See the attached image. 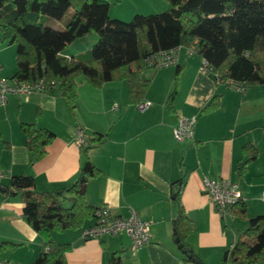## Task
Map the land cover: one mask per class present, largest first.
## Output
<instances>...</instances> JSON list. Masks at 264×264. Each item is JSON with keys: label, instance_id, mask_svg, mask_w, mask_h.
<instances>
[{"label": "crops", "instance_id": "obj_1", "mask_svg": "<svg viewBox=\"0 0 264 264\" xmlns=\"http://www.w3.org/2000/svg\"><path fill=\"white\" fill-rule=\"evenodd\" d=\"M153 1L154 8L161 7ZM148 10L160 12L152 7ZM137 12L134 8L131 14ZM2 45L1 73L12 76L14 55V66L9 68L3 55L9 50ZM73 52L65 56L81 51ZM6 67L10 75L5 74ZM140 76L149 80L144 100L152 103L144 111L127 102L126 81L96 88L79 79L73 109L64 98L46 91L10 96L0 103V261L34 264L43 242L22 219L20 196L5 193L11 177L32 176L38 191H56L72 184L83 163L76 143L77 126L83 128L84 139L106 134L101 145L87 152L100 173L85 182V200L94 207H107L114 216L136 212L149 224V240L134 251L124 233L86 239L81 231L93 223L87 220L81 229L49 233L51 241L70 244L66 264H105L111 253L120 250L125 264H189L175 242L177 206L172 190L180 191L181 205L191 222L185 241L203 264H221L224 250L245 230L247 220L264 214V84L247 86L241 92L228 82L220 83L201 69L198 56L183 48L174 64L148 68ZM216 95H220L217 108L201 111ZM179 117L195 118L192 136L182 142L172 135ZM22 123L54 133L43 157L31 164ZM246 143L255 145L259 153L243 176L237 177L235 166L245 159L242 147ZM204 177L238 182L246 209L244 220L235 223L239 218L218 215L202 191Z\"/></svg>", "mask_w": 264, "mask_h": 264}, {"label": "trees", "instance_id": "obj_2", "mask_svg": "<svg viewBox=\"0 0 264 264\" xmlns=\"http://www.w3.org/2000/svg\"><path fill=\"white\" fill-rule=\"evenodd\" d=\"M168 3L163 12L135 14L125 22L109 17L110 4L106 0H0V44L16 46L12 77L28 83L42 80L47 89L44 91L64 98L70 109L74 108L79 79L96 88L106 82L126 81L127 102L137 105L144 100L149 85V80L140 76L149 68L148 58L175 47L188 49L205 60L209 74L220 83L233 81L246 87L264 84V0ZM66 14L69 16L62 29L44 24L46 17L60 20ZM90 33L97 37L90 49L72 56L61 54L76 40L85 43ZM178 73L177 69L175 77ZM174 93L175 90L169 95L167 107ZM219 100L220 95L214 96L201 111L217 108ZM20 128L30 164L40 160L54 133L28 123H22ZM105 139L106 134L99 133L84 139L79 146L83 155L79 175L65 188L38 191L32 176L11 177L5 193L20 196L22 219L43 240L34 264H66L70 244L51 241L49 233L78 230L93 219L99 207L85 200L83 189L85 182L100 171L90 163L87 152ZM242 149L245 159L235 166L237 177L243 176L259 153L250 143ZM172 196L177 206L174 237L179 239V249L189 253V257L183 253L184 261L193 264V260L200 259L185 241L191 222L181 205L180 191L172 190ZM232 212L241 220L246 218L242 201L232 207ZM122 255L121 250L111 253L105 264H125ZM257 262H264V214L249 218L245 230L221 257V264Z\"/></svg>", "mask_w": 264, "mask_h": 264}, {"label": "built area", "instance_id": "obj_3", "mask_svg": "<svg viewBox=\"0 0 264 264\" xmlns=\"http://www.w3.org/2000/svg\"><path fill=\"white\" fill-rule=\"evenodd\" d=\"M182 49L175 47L167 51H161L151 55L148 58L150 69L156 70L177 61V54ZM187 54H192L188 49H185ZM201 69L209 73L208 63L201 60ZM228 84L238 91H244L243 84L228 81ZM47 90L42 80L36 83H28L19 80L16 77L5 76L1 73L0 67V103L4 104L8 97L14 95H23L31 91ZM152 103L148 100H143L136 105L140 111L147 109ZM113 109H117L114 104ZM195 123L194 117H179L176 124L172 127V135L177 142H182L192 136V129ZM84 142V130L81 126L76 127V143L78 146ZM3 176L0 171V177ZM202 191L208 196L213 204L216 212L220 217L234 218L232 207L241 201V189L238 182L226 178H209L204 177L202 180ZM264 201V192L261 195ZM124 233L130 241V248L134 251L142 247L149 240V224L138 218L136 212L131 211L128 217L114 216L110 210L101 206L94 212L93 223L81 231V236L86 239L99 238L104 235L115 236ZM0 264H9L6 261H0Z\"/></svg>", "mask_w": 264, "mask_h": 264}, {"label": "rangeland", "instance_id": "obj_4", "mask_svg": "<svg viewBox=\"0 0 264 264\" xmlns=\"http://www.w3.org/2000/svg\"><path fill=\"white\" fill-rule=\"evenodd\" d=\"M107 1V0H106ZM110 4L109 7V17L112 19H118L121 21H130L135 14H141V15H147V13L150 14L149 7H152L153 11H156L154 9H160L158 11L163 12L167 9L169 6L168 0H157V5L161 6L160 8H154V1L153 0H110L107 1ZM163 2V3H162ZM164 2H167V6L165 5ZM148 6V7H147ZM134 8L139 9V12L131 14ZM163 8V9H162ZM129 11V14L127 13ZM131 11V12H130ZM160 12H151V13H160ZM69 14H66L63 16L60 20L53 19L50 17H46L44 20V24L48 27H51L53 29H60L63 26V23L67 20ZM97 37L94 33H90L86 36V43H82L80 40L74 41L72 44L68 45L65 47L61 54L65 56L67 53H74L73 51H84L86 49H90L92 45L96 42ZM94 41V42H93ZM8 48L7 50L9 51H4L3 55L7 59V66L11 68L10 66H14L13 62V55L15 54L16 51V46L15 45H2ZM6 75H10L11 70L8 71V68L4 70ZM235 218V217H234ZM233 218V219H234ZM235 223L239 222L240 219L236 218L234 219ZM234 223V225H235Z\"/></svg>", "mask_w": 264, "mask_h": 264}, {"label": "water", "instance_id": "obj_5", "mask_svg": "<svg viewBox=\"0 0 264 264\" xmlns=\"http://www.w3.org/2000/svg\"><path fill=\"white\" fill-rule=\"evenodd\" d=\"M175 242L176 243L179 242V239L177 237L175 238ZM179 246H181V244H179ZM182 252L186 254V257H189V253H186L185 249H183ZM193 264H201V261L195 259V260H193Z\"/></svg>", "mask_w": 264, "mask_h": 264}]
</instances>
